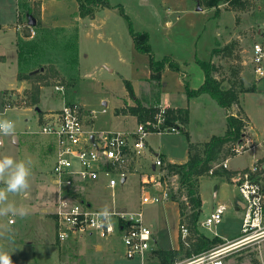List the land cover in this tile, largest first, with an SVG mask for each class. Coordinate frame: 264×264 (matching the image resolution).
<instances>
[{"label":"rangeland","instance_id":"rangeland-1","mask_svg":"<svg viewBox=\"0 0 264 264\" xmlns=\"http://www.w3.org/2000/svg\"><path fill=\"white\" fill-rule=\"evenodd\" d=\"M110 2L112 4L118 3L117 0ZM4 4L6 9L4 13H10V15L4 14V21L16 23L13 3L6 0ZM34 4H31L32 8H35ZM148 5L146 8H136L135 6L127 8V13L135 30L149 33L150 44L157 59L168 56L179 65V71L167 69L165 72L162 92L166 94L173 105L189 108L190 126L187 133L194 142H204L209 137L223 134L226 129L224 115L226 116L228 113H225L215 100L206 95L203 100H192L188 103L185 86L187 84L192 89L199 87L202 71L198 61L209 62L211 60L217 36L218 45L221 47L235 42L236 46L231 58H221V60L215 58V61L221 66L219 78L224 81L226 86H228L227 81L232 70L249 69L247 85L255 86L256 91L242 93L240 105L242 115L248 122L245 132L250 134L248 136H251L254 142L251 141L250 144L244 142V146L239 147L241 155L231 157L229 164L233 167L252 166L254 163L252 153L245 152V150L255 146L259 140L264 141V78L257 81L251 62V50L254 41L262 40L259 37L256 40L255 34L258 27L264 30V8L261 11L258 8V6H264V0H254L251 9L242 16L225 10V5H222L220 7L221 13L216 20L211 19V14L206 8L198 12V4L194 0H162L161 5L168 9L169 20L174 23L168 38L164 37L160 27L164 18L159 19L157 0H151ZM10 8L11 12L9 11ZM159 20L161 25H159ZM22 23L21 28L24 32L26 21ZM11 32L12 30L7 33L0 32V51L7 54V62L0 61V117H7L15 122V136L18 137L19 142L26 141V148L21 154L13 137L0 136V156L10 155L17 160L29 158L32 160L31 188L28 195L10 196V199L17 204L26 206L35 219L22 224L21 219L14 218L18 222L15 226H10L12 229L10 236H0V248L11 255L12 264H82V258L85 261L84 264H104L102 254L98 253L96 248L94 250L89 246L88 242H90L98 247L112 246L118 252V259L112 264H142L139 257L133 261L125 259L121 238L117 232L108 238H100L94 234L84 238L78 237L74 241L63 244L57 241V222L54 212L57 211L60 193L52 173L55 153L53 146H51V139L39 133L40 128L35 124L38 115L35 107H31L25 102V94L32 85L28 82L24 84L25 87L21 91L15 89L5 92L6 89L17 84V52L15 46V49L11 46ZM35 33V36L29 41L33 40L37 44H42V47L40 50L32 46L33 52L28 58L30 62L24 67V73L29 74L32 71L44 69V72L41 73L49 76L48 84L41 89L38 105L41 111L63 107V99L55 89L57 86H61L64 88V96L67 102L72 103L75 98L94 112L93 126L98 132L127 133L137 129V124L133 119L117 116L118 107L116 105L124 100H131L127 88L128 83L133 89L139 79L150 73L149 59L146 56H131L126 60V63L117 64L118 73L116 75H110L103 69V76L79 80L75 71L80 68L82 73L91 66L87 60L82 62V59H80L81 64L79 65L78 58L72 52L75 42L67 41L61 34L51 33L50 36L44 38L39 30L35 29ZM53 64L59 70L57 80H54L55 77L50 71V68L54 66ZM145 86L140 99L148 96L147 99L149 98V103L152 104L151 84L147 83ZM73 90H76L74 97L71 96ZM3 95L6 97V104L11 106L10 108L2 105ZM231 113L240 112L231 110L229 114ZM41 114L39 113L38 116L40 117L36 120L37 125L43 122ZM26 125L30 126V130L25 129ZM185 133L160 132L149 134L147 141L153 151L146 150L147 154L142 155L136 160L137 164L130 168L131 177L123 190V195L118 191L110 197L107 195L108 192L87 186V189L83 188L81 192L69 193V196L73 200H85L86 205L91 200V207L96 210H102L107 206L109 211L131 213L142 211L144 223L150 227L157 239V243L152 248L162 250L175 248L179 230L176 211L178 207L175 203L168 201L142 206V188L138 168L139 165L146 167L147 164H152L156 160V156L160 155L170 160L185 161L187 159V137ZM260 160L261 163H264V160ZM165 174L166 172H164ZM231 178L232 176L230 180ZM261 180L264 185V175ZM2 186L0 184V187ZM179 186V176L172 175L167 178V187L176 195L180 204H185L187 199L184 192L178 190ZM85 190L86 196L82 194ZM200 195L203 205L199 218V230L210 238L218 236L224 241L238 237L241 234L244 218V212L237 209V204L243 201L238 189L225 179L205 177L200 182ZM170 201L172 200L170 199ZM219 204L227 206L222 221L210 229L201 227L200 223L211 216ZM47 216L50 218L45 219ZM8 219L0 221V224L8 225ZM40 219L45 220L44 223ZM224 244L215 248L224 246ZM65 251L70 252L68 254L64 253ZM149 256L146 257L145 263L154 264V259L149 258ZM190 259L192 257L176 264L187 263ZM223 264H264V237L233 250L224 259Z\"/></svg>","mask_w":264,"mask_h":264},{"label":"built area","instance_id":"built-area-1","mask_svg":"<svg viewBox=\"0 0 264 264\" xmlns=\"http://www.w3.org/2000/svg\"><path fill=\"white\" fill-rule=\"evenodd\" d=\"M35 34V29L30 27V37ZM251 62L256 77L264 78V41L253 44ZM55 89L61 96L64 95L63 87L57 86ZM165 109H160L157 127L163 122ZM84 117L83 105L65 102L60 110L43 116V122L38 125L39 133L51 139L55 152L52 173L60 193L57 211L54 213L57 241L63 244L94 234L100 238H108L117 232L122 239L125 259L133 261L139 257L145 261L152 249L153 231L144 223L142 211H110V218L101 220L96 215L101 210H96L81 200H73L69 193L78 192L85 184L98 182L102 178L106 180L107 188L115 189L131 174L130 168L134 162L144 155L147 136L150 133L143 124H138L133 133H97L86 128ZM182 129L184 126L178 125L165 132H180ZM251 141L246 133L242 142L235 146V155L240 154L239 147L244 146V142L250 144ZM155 166L159 168L157 173L145 176L141 181L142 206L161 204L171 199V190L167 187V179L162 171L163 161L158 158ZM223 167L228 168V160L224 162ZM263 175L264 167L255 162L247 170L236 172L231 178L232 184L243 198L244 218L241 235L233 241L225 242L224 246L193 256L184 264H223L224 259L233 250L264 237V185L261 180ZM156 187L160 189L157 190ZM225 211L227 206L219 204L215 212L200 223L201 227L210 229L219 224ZM8 222L12 225L15 220L10 218ZM180 235L183 240L189 236L185 225L180 227Z\"/></svg>","mask_w":264,"mask_h":264},{"label":"trees","instance_id":"trees-1","mask_svg":"<svg viewBox=\"0 0 264 264\" xmlns=\"http://www.w3.org/2000/svg\"><path fill=\"white\" fill-rule=\"evenodd\" d=\"M200 7L206 9H214L215 17H219L221 10L220 6L225 5V10L235 11L238 13L248 12L254 0H195ZM79 12L78 16L81 18L93 17L96 11L102 7H112L109 0H78ZM35 6L33 16L37 19L36 29L39 23V8ZM120 13L128 21L130 34L133 38L136 50L139 53L145 54L149 57L150 78L148 83L151 84V99L142 101L137 99L135 105H126L123 108L117 109V114L132 115L137 118L138 124H143L148 133L165 132L167 129L178 126L179 124L187 126L190 122L189 108H166L163 115V122L157 127L158 114L160 112L159 98L161 93V79L164 71L170 69L179 71V65L170 57L163 56L160 59L154 55L151 44L150 35L147 32L136 31L129 16H127L123 8H119ZM33 28V27H32ZM26 36L30 35L29 22L25 27ZM69 44V43H68ZM235 42L233 44L221 47L218 41L212 51V57L217 60L221 58H231L234 53ZM23 55V56H22ZM19 60L26 64V57L24 50L19 47ZM199 66L204 72V83L196 90L190 88L187 84L185 86L187 98L194 99L202 95H207L216 101L217 105L225 110H230L233 106H238V112L231 113L226 116V129L221 135L212 136L207 142L196 143L191 140L188 133L186 134L188 142V159L185 163L174 164L166 163L162 167V171L166 172L165 179L172 175L179 176L180 192H184L186 196V203L180 204L177 201L176 195L171 192V200L178 203L179 207V230L182 225H185L189 230V236L183 240L181 236L178 240V248L170 250L157 249L151 252L149 258L154 259V264H176L184 259L198 256L204 252L215 248L216 246L225 243L223 239L218 236L210 238L199 230V218L202 212V198L200 195V182L205 177H217L220 179H227L234 175L233 172L223 167L224 162L235 156L234 148L242 142L246 134L248 122L240 105V96L242 93L256 91L255 86L246 87L241 78V68L232 70L231 76L228 79V86L219 78L221 66L215 60L198 61ZM41 70V69H40ZM32 71L29 74H19L18 79L27 80L31 85V89L26 92L25 102L31 106L38 108L40 103L41 89L48 84V77L43 70ZM50 71L54 80L58 79V71L55 67H51ZM130 95L134 92L131 85L128 83ZM147 102L148 105H145ZM4 105L7 106L6 100ZM162 158V156H160ZM163 159V158H162ZM164 160V159H163ZM163 177V180H164ZM70 251L64 253L69 254ZM76 257V256H75ZM82 264L85 263L81 259Z\"/></svg>","mask_w":264,"mask_h":264},{"label":"crops","instance_id":"crops-1","mask_svg":"<svg viewBox=\"0 0 264 264\" xmlns=\"http://www.w3.org/2000/svg\"><path fill=\"white\" fill-rule=\"evenodd\" d=\"M110 1H112V0H109V2ZM117 1H118V3H116V4H112L110 2L111 6H112L110 8H108V7L99 8L93 17L81 18L78 16V12H79L78 0H9L10 3H13V8H14L13 14L16 17V23H14V22L9 23V22L4 21V19H3L4 14L10 15V13H4L6 11L5 4H4L6 2V0H0V32L4 31V33H7L8 31L12 30V32L10 34L11 35L10 36V42H11V46L13 48L15 46V48H16V49L15 48L14 49L17 52V64H18L17 65V71H16L17 84L10 89H6L5 92L6 91H14L15 89H17L18 91H21L23 89V87H25L24 84L28 83V81L25 79L19 80L18 75L19 74H25L24 73V67L27 66V64L30 62V60L28 58H29V56L32 55V52H33L32 46H35L40 50L42 47V44H39V43L37 44V42H33V40L29 41L31 38L30 35L26 36V33H25L26 31L24 30V32H23V30L21 28V26H23L22 22L26 21V24L28 22L30 24V19H32L34 22V25H30V27H33V28L36 27V22H38V21L33 16L34 8H32V6H31L32 3H35L34 6H37L36 8H39V19L38 20H39L40 25L36 28V30H39V32L41 34H43L44 38L50 36L51 33H56V34H61L62 37H65L67 41H72V43L75 42L73 45L72 52L78 58L79 65L81 64V61L82 62H84V60L88 61L89 66H91V67H89L88 70H84L81 73L80 68H79L75 71V73L78 74L77 78L79 80L80 79H89L90 77L94 78L97 76H103V72H104L103 69L106 70L108 72V74H110V75H116L118 73V71H117L118 67H116L117 64L126 63V60H128L131 56L139 57V55H144L147 57V59H149V57L147 55L139 53L136 50L133 38H132L130 31H129L128 22H127L126 18L120 13L119 8H123L125 14L127 16H129L127 13V8H130V7L133 8L134 6L136 8H140V7L146 8L147 6H149L148 3H151V0H117ZM161 1L162 0H157V2H158L157 12L159 13L158 14L159 19H162V17H163L164 20H163L162 25H161L160 20L158 22H160L159 25H161L160 27L163 30L162 32L164 33V37L168 38L167 36L169 35V32L173 28L174 23H172V21L169 20V17H168L169 11L167 8H165L163 5H161ZM201 8H202L201 10H198V8H197V11L199 12V11H202L203 9H205L204 7H201ZM258 8L261 11V10H263L264 6H258ZM208 10L211 14V16H210L211 19H213V18L215 20L218 19V17H215V10L214 9H211V10L208 9ZM9 11L11 12V8L9 9ZM230 12H232L233 14H237L239 16L240 15L242 16V14L247 13V12L238 13L235 11H230ZM136 31H139V30H136ZM263 32H264V30H261L260 27H258L256 29V34H255L256 40L258 37L262 38V40L261 41H254V43L264 41V33ZM218 35H219V33H218ZM163 40H164V38H163ZM216 41H218V36L215 39V43H216ZM150 42H151V37H150ZM21 46L24 50V56L26 57V61H27L26 64L24 63V61L19 60V58H20L19 47H21ZM214 47H215V45H214ZM80 59H82V60L80 61ZM211 60H215L214 57H212ZM0 61L7 62V54H5L4 51H0ZM53 65H54V67H56L55 69L57 71H59L57 66L55 64H53ZM243 65H244V67L246 66L245 61H244ZM248 70H249L248 68L242 69L240 75H241V78H242L245 86L251 87V86L247 85ZM166 71H167V69L164 71V73L162 75V79H161V93H160V98H159V106H160V108H184V107L179 106V105H173V103L167 98L166 94H164V92H162L163 78H164ZM201 71H202V75L200 77L199 87L204 83V80H205L204 72L202 69H201ZM149 78H150V73L148 75H146V77L139 79V81L136 82V84H135V88H133L134 89V95L131 96V100H129V101L124 100L123 102H120L119 104L116 105L118 107L117 109L123 108L126 105H129V106L135 105L136 100L140 99V97L142 95V91H144V87H146L145 85L148 83ZM258 80H259V78H257V81ZM198 88H196V89H198ZM196 89H194V90H196ZM75 93H76V90H73L71 96L74 97ZM185 94H186V89H185ZM143 97H144V95H143ZM147 97H145V98L147 99ZM204 97H205V95H202L198 98H194V99H190V100L187 98V101L189 103L192 100H194V101L198 100V99L203 100ZM61 98L63 99V102H64L62 104V106H63L65 104V102L67 103V101H66L64 95L61 96ZM145 98H143L142 100H146ZM4 100H6V97H4V95H3L2 105H4ZM73 101L76 103H80L85 108V117L84 118H85L86 128L88 130H93L94 132L98 133V130H96L93 126L94 112L91 111L90 109H88L84 104H82L81 101H77V99H75V98L73 99ZM144 104L148 105L145 102H144ZM61 108L49 109L47 111H41L40 110L39 112L37 111V108H35V110H36L38 115H39V113H42L41 116L43 118V116L47 115L48 113L53 112V111H58ZM223 110L225 113H229L231 110H233V111L238 110V106L235 105L230 110H225V109H223ZM38 115H37V118L35 119L36 126H38L36 120L38 119V117H40ZM227 115L228 114H226V116ZM117 116L124 117V118H131L138 125V121H137V118L135 116L122 115V114H119V115L117 114ZM226 116L224 115L225 119H226ZM183 126H184V130H181V131H184L187 133V130L190 126V122H189L188 126H185V125H183ZM25 129L30 130V126L26 125ZM99 133H101V131ZM127 133H133V132H127ZM181 133H183V132H181ZM246 133L249 134L248 132H246ZM249 138L254 142V139L251 138V136H249ZM209 139H210V137L208 138V140ZM13 140H14L15 145L18 146L19 151L22 154L26 148V146H25L26 141L22 140L21 142H19V139L17 136H15L13 138ZM191 140L193 141L192 137H191ZM208 140H206L204 142H207ZM204 142L198 141L196 143H204ZM49 144L51 145L50 142H49ZM146 150L153 151V148L148 144L147 140H146ZM146 150L144 152V155L147 154ZM247 151L252 153L251 156H252L254 163L255 162L261 163L260 159L264 160V141H260V140L257 141V143H255V148H249L245 152H247ZM187 152H188V142H187ZM160 156H156V160L158 158L161 159L163 161L164 165L166 163L182 164V163H185L188 159V155H187V159L183 162L175 161L173 159L170 160L165 156H162V158L164 159L163 160ZM54 157H55V155H54ZM156 160L150 165L147 164L146 167L139 165L138 171H140V182L142 181V179L145 176H150V175H152V173L159 170V168L155 166ZM136 164H137V162L135 161L134 165H136ZM261 164L264 167V163H261ZM249 167H251V166L245 165L242 167H233V166H230L229 160H228L227 170H229L235 174L236 172L247 170ZM130 175L128 176V178L126 180L123 179L116 186L115 189L107 188L106 180H104L102 178L98 182L85 184L82 188H80L79 192H81V190L83 188L87 189V186H88L90 188H93V189H96L99 191H105L106 193L108 192L107 195H109L110 197L115 195L118 191L121 192L123 195V190L125 189V186L127 185V183L130 180L129 179L131 177ZM225 180L232 184L231 180L230 181L227 179H225ZM82 194L84 196H86V194H87L86 190ZM89 196H91V195H89ZM81 201L85 202V200H81ZM89 201L90 202L88 205L92 206L91 200H89ZM168 202L175 203L178 207V204L176 202H173V201H168ZM237 209H240L242 212H244V205H243L242 201H241V203L237 204ZM176 211H177V216H178V228H179V226H180L179 225V218H180L179 207L177 208ZM32 216H33L32 214H29L26 218L21 219L20 222L22 224H24L28 221H32L33 219H35ZM47 218L49 219L50 217H48V216L45 217V219H47ZM40 220L42 221V223H44V221H45L43 219H40ZM17 222H18V220L15 219L14 224L10 225L8 222V225L13 227L17 224ZM118 235L121 238L119 233H118ZM180 236H181L180 230H178V232H177V246L173 249L178 248V240H179ZM238 237H236L232 240L225 241V242L233 241V240L237 239ZM121 242H122V239H121ZM30 243H32V242H30ZM88 243H89V246H91L94 250L96 248L98 253L102 254L104 264H112L113 262L117 261L118 252L116 250H114L112 248V246L105 245V246H99L98 247L93 243H90V242H88ZM156 243H157V239L153 233V245ZM121 245H122V249H123V253H124L123 244H121ZM153 245H152V247H153ZM154 250H157V249L152 248L148 255H150L151 252ZM145 262L146 261L142 260V264H146Z\"/></svg>","mask_w":264,"mask_h":264},{"label":"clouds","instance_id":"clouds-1","mask_svg":"<svg viewBox=\"0 0 264 264\" xmlns=\"http://www.w3.org/2000/svg\"><path fill=\"white\" fill-rule=\"evenodd\" d=\"M15 122L7 117H0V136L15 137ZM32 160H17L10 155L0 156V221L8 218L24 219L29 214V209L17 204L10 196H27L31 188ZM101 220L110 218V211L105 206L96 214ZM102 226V225H100ZM10 225L0 224V236H10ZM0 264H12L11 255L0 248Z\"/></svg>","mask_w":264,"mask_h":264},{"label":"water","instance_id":"water-1","mask_svg":"<svg viewBox=\"0 0 264 264\" xmlns=\"http://www.w3.org/2000/svg\"><path fill=\"white\" fill-rule=\"evenodd\" d=\"M202 8L200 7V6H198V10H201ZM30 25H34V22H33V20L32 19H30ZM37 111L39 112L40 111V109L39 108H37ZM93 139V138H92ZM156 189L157 190H159L160 188L159 187H156Z\"/></svg>","mask_w":264,"mask_h":264}]
</instances>
